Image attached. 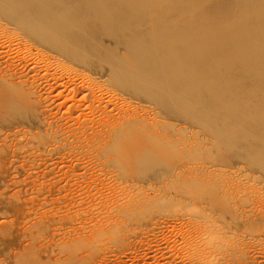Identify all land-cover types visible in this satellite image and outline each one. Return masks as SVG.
Returning <instances> with one entry per match:
<instances>
[{
  "label": "bare ground",
  "instance_id": "bare-ground-1",
  "mask_svg": "<svg viewBox=\"0 0 264 264\" xmlns=\"http://www.w3.org/2000/svg\"><path fill=\"white\" fill-rule=\"evenodd\" d=\"M1 17L57 56L33 66L31 59L12 62L8 50L0 51V159L23 152L21 127L38 112L43 87L50 92L59 87L50 77L58 79L60 57L90 69L109 67L114 81L153 98L175 122L212 133L219 157L235 152L246 159L264 153V0H0ZM7 29L0 24V33ZM106 38L113 42L108 45ZM181 64L187 67L184 72L172 70ZM82 78L81 89L94 99L82 113L77 138L91 140L90 146L100 154L112 153L110 160L117 161L121 173L67 182L66 190H78L79 195L71 194L70 199L67 194V212L44 211L43 222L30 226L24 236L32 242L26 239L14 254L16 264H92L91 258L102 251L104 260V246L133 237L138 228L124 235L125 229L163 193L168 203L185 201L189 191L216 190L211 193L219 210L234 204L238 217L254 214L249 227H264V211L256 208L264 201V189L236 200L211 177L165 173L176 170L183 155H198L204 140L172 141L179 124L171 121L114 117L100 98L102 83ZM121 134L126 143L118 142ZM225 134L233 136L235 148L234 141L219 140ZM130 181L137 182L126 185ZM62 225L66 226L52 242H39L49 229ZM231 225L198 220L174 229L184 235L195 264H211L213 250L203 248L217 246V238ZM5 232L13 235L15 230L8 226ZM10 242L17 245V237Z\"/></svg>",
  "mask_w": 264,
  "mask_h": 264
},
{
  "label": "rangeland",
  "instance_id": "rangeland-1",
  "mask_svg": "<svg viewBox=\"0 0 264 264\" xmlns=\"http://www.w3.org/2000/svg\"><path fill=\"white\" fill-rule=\"evenodd\" d=\"M0 24L10 29V32L7 29L0 33V51L8 50V59L12 62L31 59L33 66H42L47 58L57 56L16 23L1 17ZM105 40L108 45L113 42L110 38ZM10 42L13 44L10 45ZM36 52H40V56ZM43 55L47 57L43 58ZM60 58L63 59V66L59 69L58 79L50 77L51 83L59 87L53 92L48 86L43 87L38 112L21 127L25 130L18 139L24 146L23 152L0 159V264H16L14 254L28 243L26 239L29 237L24 236L25 232L33 223L43 222L44 211L50 212L55 208L67 212V194L70 199L71 194L75 197L78 194V190L70 192V187L66 190L67 182L72 185L92 175L111 178L121 173L117 161L110 160L112 153L100 154L99 148L90 146L91 140L85 136L77 138L76 133L80 130L78 124L84 120L82 113L88 112L86 105L94 99L88 91L81 89L82 75L102 83L105 90L100 98L112 109L114 117L121 115L132 119L143 117L171 121L179 124L172 131V141L196 143L204 140L198 155H183L182 159L177 160L176 170L165 169V173L174 176V173L182 171L186 175L211 177L232 192L236 200L253 196L264 189V153H252L246 159L238 158L235 152L219 157L214 148L216 138L212 133H207L203 127L175 122L170 112L160 107L153 98L138 95L120 81H114L109 67L90 69L80 61ZM184 65L172 70L182 73L187 68ZM226 135L221 139L219 137V140L234 141L231 143L235 148L233 136ZM124 137L123 134L118 136V142L126 143ZM136 169L141 168L136 166ZM136 182L130 181L126 185ZM211 191L216 190L205 188L202 192L189 191L186 200L181 202L165 203L163 196L166 193L154 196V203L145 206L123 233L125 235L135 226L138 230L134 236L107 244L104 246L108 248L104 260L102 251L91 258L92 264H195V258L184 244V235L178 230L198 220L232 224L224 230H227L226 234L217 238V246L210 244V247L203 248L213 250L211 264H264V227H249L247 222H253L254 214L246 216V219L238 217L233 210L234 204H224L225 209L219 210L213 205L215 196ZM256 208L264 211V201L259 202ZM200 210L202 214L196 217ZM8 226L14 228L13 235L5 232ZM65 226L49 229L44 237L38 239L39 242H52L57 237L56 233H61ZM15 237L17 245L12 246L10 240Z\"/></svg>",
  "mask_w": 264,
  "mask_h": 264
}]
</instances>
